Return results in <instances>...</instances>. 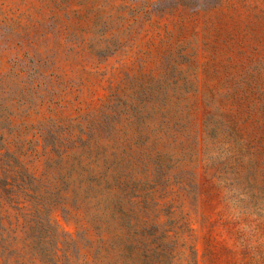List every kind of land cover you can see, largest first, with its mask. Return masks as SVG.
Instances as JSON below:
<instances>
[{
    "label": "rangeland",
    "instance_id": "obj_1",
    "mask_svg": "<svg viewBox=\"0 0 264 264\" xmlns=\"http://www.w3.org/2000/svg\"><path fill=\"white\" fill-rule=\"evenodd\" d=\"M6 180L0 264H264V0H0Z\"/></svg>",
    "mask_w": 264,
    "mask_h": 264
},
{
    "label": "trees",
    "instance_id": "obj_2",
    "mask_svg": "<svg viewBox=\"0 0 264 264\" xmlns=\"http://www.w3.org/2000/svg\"><path fill=\"white\" fill-rule=\"evenodd\" d=\"M9 186H12V182H8V180L3 181V182L0 181V205H1L2 199L5 198V192H7L5 189L6 187H9Z\"/></svg>",
    "mask_w": 264,
    "mask_h": 264
}]
</instances>
